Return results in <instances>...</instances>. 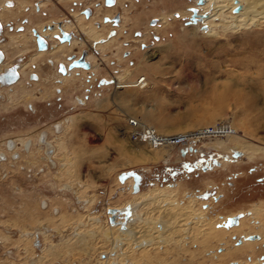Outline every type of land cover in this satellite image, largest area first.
Here are the masks:
<instances>
[{
	"label": "rangeland",
	"instance_id": "obj_1",
	"mask_svg": "<svg viewBox=\"0 0 264 264\" xmlns=\"http://www.w3.org/2000/svg\"><path fill=\"white\" fill-rule=\"evenodd\" d=\"M25 1L4 32L23 26L29 36L39 23L54 29L56 23L62 26L82 16L94 18L101 35L85 42L80 52L95 57L91 68L81 67L74 81L66 83L43 74L39 66L62 75L59 64L76 58L80 47L66 54L58 50L55 34L44 37L50 44L47 53L22 82L32 93L0 107V264H102L110 242L101 235L93 238V233L117 227L127 234L131 224L142 221L136 196L163 187L165 195L178 189L181 204L193 201L216 227L255 231L247 239L256 240V251L248 249L246 261L264 264V152L241 147L245 140L264 145V14L250 26L221 31L217 37L205 35L208 25L194 36L190 18L181 12L191 10L195 0H114L112 5L109 0ZM9 2L13 6L17 0L4 4ZM124 14L129 20L122 27ZM198 18L195 24H200ZM69 32L74 33L71 40L83 41L82 33ZM2 40L8 44V34ZM33 48L19 58L26 62L40 52ZM125 71L131 74L117 87L112 75ZM143 75L149 81L146 88L136 85ZM6 100V92H0V102ZM129 116L165 134L220 122L239 134L202 140L185 153L166 146L169 157L138 164L132 160L153 149L132 142ZM254 210L259 216H252ZM242 219L248 222L244 228ZM239 234H226L220 246L213 240L212 248L187 243V251L164 264H240L244 258L222 262L219 257L241 243ZM122 244L111 250L110 264L124 255ZM129 263L134 264L130 258L122 262Z\"/></svg>",
	"mask_w": 264,
	"mask_h": 264
},
{
	"label": "bare ground",
	"instance_id": "obj_2",
	"mask_svg": "<svg viewBox=\"0 0 264 264\" xmlns=\"http://www.w3.org/2000/svg\"><path fill=\"white\" fill-rule=\"evenodd\" d=\"M4 1L5 0H2V2L0 3V20L5 25L9 23L10 20L16 18L18 14H20L21 9H23V7H25V5L28 4L27 1L25 0H17L15 5L9 6V5H5ZM118 2L120 3V0H118ZM238 5L242 6L241 10L239 12H234L233 11L234 8ZM257 7L258 8L262 7L263 10L259 11ZM190 8H197L199 11L198 15L199 17H201L200 24H195L197 22H194L191 19L193 16L192 10L189 11L185 10L181 12L182 15L190 18L189 22H191L193 27L195 28V31H193V35L196 36L198 34L197 32L202 27L208 25L209 30L205 32V35H209V36L211 35L213 37H217L221 35V31L226 32L229 29H240L255 23L256 17L264 14V0H195L193 6H191ZM106 15H109L110 18H112L114 14L113 12H108ZM164 15L165 16L163 17V22L167 23V14ZM128 20H129L128 16L124 14L122 27L126 26ZM19 25L20 23H17L16 28H18ZM54 26H55L54 29H48V28L44 29L43 28L44 23H39L37 25V31H35V33L33 34H30L29 36L25 34V30L27 29V27L24 31L15 30L12 33L6 32L7 31L6 30L5 34H8L9 42L8 44L6 43L2 45L0 44V48H2V50L5 52L7 58H15L19 55H23L24 53H26L31 49H34L33 47H35L36 45V32L37 34H40L43 37L50 36L52 39L53 35L56 34L58 31L61 34L62 31L69 32L75 30L83 34L84 36L83 41H81L80 43L76 41L74 38L68 42L59 41V46L57 48L58 50L67 54V51L72 52L75 50L76 46H79L80 47V49L78 50L79 53L76 57V59H78L80 58V52L82 51V46L84 45V43L85 42L87 43V41L89 40L95 41L101 35L100 31L99 30L97 31L94 26V18L87 21L81 16V17H76L71 22L64 23L62 26L58 25L57 23ZM39 51L40 52L34 54L35 56H31L20 67L19 70L22 73V79L18 80V82L13 86V90L15 91L9 92L7 89H5V91L7 92L6 93L7 100L5 103H3V105L7 103V105L9 106L11 103H14L18 99H21V97L24 96L27 97L32 93L30 92V90L31 91L33 90L22 86L23 84L22 82L23 79L27 77L28 73L31 72V65L43 60L44 57L42 58V55L44 53H47L45 50H39ZM82 56H85L86 60L90 62H92V59L95 58L92 54H89L87 57L86 54H83ZM55 62L58 63V60L55 59ZM64 62L66 66H68L70 60L66 59L64 60ZM5 63L8 64L10 62L5 61ZM2 64H0V72H2V70L5 68V67L2 68ZM39 67L43 69L44 71L43 74H46L47 76H51L53 78L55 76L57 80H61L64 83L68 81L73 82L74 74L77 73L81 68V67H75L70 70L69 74L60 75L58 72L57 74L55 72L54 74H51L48 71L45 73V70L43 68L46 67L45 65L43 67L42 66ZM82 70L83 72H85L84 69ZM129 74H131L130 71L129 72L125 71V73L122 75L121 74L112 75V79L114 80L117 87H119L122 84L123 78H128ZM34 82L35 84H38V81L34 80ZM130 83L132 84L133 82L130 81ZM134 83H136V81ZM238 134L239 133L237 132L236 135ZM237 138L239 137L237 136ZM240 141H242V139ZM221 143L222 142H219V144ZM217 147H221V146L218 145ZM241 147L244 149H250L256 153L264 152V145L262 146V145L254 144L250 140L243 141ZM165 148L167 147L162 146L158 148H151L153 150L149 151V155H143L142 157L141 156L137 157L133 159L132 162L138 164L142 163L147 165L154 164L160 159H162V157L166 158L172 154L170 151H168ZM169 190L171 191L167 195L163 194L164 191H167V187H163L161 189L155 190L157 191V193H155L154 191L152 193H148V192L144 194L141 193L138 196H136L137 202L141 203V205H139V210H140L139 213L141 214L139 215L140 216L139 218H142V221L136 222L134 224L130 223L131 227L128 232L126 231L127 234H124L123 232L119 231L117 227H111L108 229L106 228L105 230H103V233L101 234L93 233V238H97L99 237V235H101L107 241L110 242L109 244L110 251L108 252L109 257L105 260H102L101 262L102 264L103 263L110 264L112 258L110 257L111 250L113 251V248L121 242H123V244L120 246V248H122L124 255L118 254L120 256L118 260V264H122L125 258L126 259L130 258L134 264H138L139 261L142 260L146 261V264H153L155 261L164 264L168 259H171L173 261L177 259L181 251H185V250L187 251L189 247L186 246L187 243H195V241H199L201 247L205 246L212 248L213 240H216L217 244L219 245L221 242L224 243L226 234L232 236V234L234 233L236 234L240 233L239 235L242 236L241 243L238 244L233 249L228 248L224 253H220L219 255L220 259H222L223 262L228 259L234 260V258L236 259V257H241L244 258V260H241V262H239L240 264H254V263H250L249 261H246L247 258L246 254L248 252L247 251L248 249H251L253 253L256 251V247L253 245L256 240L253 241L247 239L249 235L255 234L256 233L255 231L251 230L250 232L242 234L239 230H236L235 228L234 231H230L225 227H218V226L216 227L215 226L216 223L213 221V219L204 218V212L201 209L195 208V206L193 205L194 204L193 201H189L187 204H181L178 197L179 195L178 189H169ZM174 191L176 192L175 195H177L178 193L177 196H174ZM159 192H161V194L164 196H161ZM143 198H145V200H143ZM158 201L160 204L157 203ZM169 201H173L175 203L170 204L168 203ZM156 203L158 205H156ZM147 204L149 205L153 204L154 206L152 205L151 207L150 206L148 207ZM255 215L259 216V210L253 211L252 216ZM147 221H152V222H147ZM219 224H222L224 226L225 223L220 222ZM246 224H248V222L242 219L240 226H243L244 228V225ZM263 228L261 231L262 239H264ZM190 236L192 238L188 239ZM79 237L82 239H86L87 235L81 234ZM103 241L104 239L102 240V242ZM229 242L230 241L228 239L226 241V244L229 245ZM217 244L216 246H218ZM192 255L193 253L191 254V256ZM186 264H191V263H186Z\"/></svg>",
	"mask_w": 264,
	"mask_h": 264
},
{
	"label": "built area",
	"instance_id": "obj_3",
	"mask_svg": "<svg viewBox=\"0 0 264 264\" xmlns=\"http://www.w3.org/2000/svg\"><path fill=\"white\" fill-rule=\"evenodd\" d=\"M136 85L140 88L148 87L149 81L147 76H141ZM127 132L134 143L146 144L151 148L173 146L178 149L186 148L202 140L222 138L237 133L236 129L232 127L231 124L220 122L189 132L165 134L161 133L156 127L133 116L127 118Z\"/></svg>",
	"mask_w": 264,
	"mask_h": 264
},
{
	"label": "flooded vegetation",
	"instance_id": "obj_4",
	"mask_svg": "<svg viewBox=\"0 0 264 264\" xmlns=\"http://www.w3.org/2000/svg\"><path fill=\"white\" fill-rule=\"evenodd\" d=\"M12 3L11 2H9V6L11 5ZM5 27L6 28H8L7 27V25L5 26V24H3L2 22H1V20H0V44L2 45V44H4L5 42H7V41H5V40H2V38H3V36L5 35V32H4V30H5ZM14 28H15V26H14ZM14 28H13V30H14ZM20 28V29H19ZM18 28V30L19 31H22L23 30V26H20ZM11 29H10V27H9V31H10ZM12 31V30H11ZM35 31H37L36 29L34 30V33H35ZM71 34H72V36H73V34L74 33H72V32H70ZM36 37H37V32H36ZM46 41H47V43H48V48H49V46H50V44H49V40L47 39V38H44ZM36 47H37V49L38 50H40L39 49V46H38V42H37V39H36ZM47 48V49H48ZM46 50V49H45ZM24 55V54H23ZM22 55H19V56H17L18 57V60H16L15 59V61L13 62V63H8V64H6L5 63V61L7 62V57H6V54H5V52L2 50V48H0V64H2V68H4V67H6V68H4L3 70H2V72H0V82L2 81H7V82H10V85L11 86H8V87H2V86H0V92H6L5 91V89H7V90H10V89H13V86L18 82V80H21L22 79V77H21V75H22V73L20 72V67L22 66V64L24 63V61L25 60H21L19 57H21ZM81 57V56H80ZM76 58H73L71 61H73V60H75ZM65 64L64 62H61V64ZM71 63V62H70ZM69 63V64H70ZM61 64H59V66H58V70L60 71L61 70ZM68 64V65H69ZM8 66V67H7ZM65 66H66V64H65ZM68 67V66H67ZM15 73V75H12V73ZM61 72V71H60ZM68 72H70V70L69 71H67V73ZM67 73H65V74H67ZM64 73H63V75H65ZM29 75V74H28ZM34 75H36V74H34ZM0 85H4L3 83H0ZM2 88V89H1ZM7 93V92H6ZM3 103H5V102H0V107L3 105Z\"/></svg>",
	"mask_w": 264,
	"mask_h": 264
},
{
	"label": "water",
	"instance_id": "obj_5",
	"mask_svg": "<svg viewBox=\"0 0 264 264\" xmlns=\"http://www.w3.org/2000/svg\"><path fill=\"white\" fill-rule=\"evenodd\" d=\"M108 5H112L114 4V0L112 3H109L107 2ZM242 6L241 5H238L234 8V12H239L241 10ZM192 11H193V16H192V20L194 22H197L198 21V9L197 8H190ZM87 14L89 15V11L87 12ZM189 23V22H188ZM55 37L58 38L60 41L62 42H65V41H70L71 38H72V34L70 32H66V31H62L61 34H55ZM41 40H43V44H41ZM37 42H38V46H39V49L40 50H45L48 48V43L47 41L44 39L43 36H41L40 34H37ZM75 67H82V68H86V69H90L91 68V63L89 61L86 60L85 56H81L80 58L78 59H75L73 60L69 65L68 67L65 66V64H61V72L62 73H67V71L75 68ZM1 83L3 84H10V82H7V81H1ZM183 151V153H185V148L181 149ZM130 174L126 175V176H129ZM125 176V175H124ZM136 179H138V176L137 175H134ZM112 212H114V210H111ZM231 220V218H230ZM232 224V222H231ZM229 225V224H227Z\"/></svg>",
	"mask_w": 264,
	"mask_h": 264
},
{
	"label": "snow or ice",
	"instance_id": "obj_6",
	"mask_svg": "<svg viewBox=\"0 0 264 264\" xmlns=\"http://www.w3.org/2000/svg\"><path fill=\"white\" fill-rule=\"evenodd\" d=\"M113 0H109V3H112ZM41 44H43V40H41ZM12 75H15V73L13 72Z\"/></svg>",
	"mask_w": 264,
	"mask_h": 264
}]
</instances>
